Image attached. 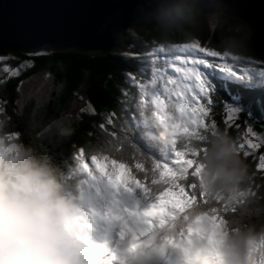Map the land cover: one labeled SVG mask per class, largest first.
Returning a JSON list of instances; mask_svg holds the SVG:
<instances>
[{"label":"trees","instance_id":"16d2710c","mask_svg":"<svg viewBox=\"0 0 264 264\" xmlns=\"http://www.w3.org/2000/svg\"><path fill=\"white\" fill-rule=\"evenodd\" d=\"M248 27L255 35L244 39L239 30L240 22L236 19L225 14L211 15L189 11L177 15L172 21L157 28H129L122 31L115 49L103 56L92 57L77 52L39 54L40 57H52V60L42 61L35 66L31 60H27L25 62H29L28 67L16 77L0 76V86L8 84L9 79L11 80L8 92L0 87V96L11 100V106L6 105L7 114L0 108V127L11 126L23 132L26 142L36 148L42 156H52L69 175L77 174L74 170L77 162L72 158V144L83 146L88 155L95 153L93 159L99 156L121 166L126 171L129 183L137 185L138 190L134 187L133 192L136 197L140 194L142 203L157 201L173 191L179 194L184 198L183 211L166 225L162 233L156 234L159 239L168 237L174 240L190 231L196 232L197 228L191 226L192 222L199 217L208 218L209 215H216L226 233L240 226L260 232L264 230V173L259 170L264 168L257 162V170H254L252 161L242 154L235 139L247 165V179L234 193L235 196L217 195L213 197L211 204L205 192L200 191L201 199L197 203L179 188L177 181L184 177L176 175L163 178L161 171L157 173L159 166L149 173L142 165H136L138 172L142 174L141 178L137 179L126 164H119L117 159L108 158L110 155L127 160L135 156L142 163L156 161L164 164L171 159L172 151L178 156L196 155V149H200V153L204 150L202 145L206 143L209 135L214 136L221 129L227 131L223 125L213 127L211 124H204L196 128L194 135L190 132L169 135L156 108L153 105L140 104L137 98L138 90L128 80L131 77L141 82L148 79L154 69L152 62L147 57L130 59L122 51L133 47L136 50L152 51L159 46H186L196 43L215 54L227 53L242 60L262 63L264 36L252 25L249 24ZM0 55L11 56L13 61L29 57L8 52H1ZM41 68L47 70L45 74L54 75L58 87V92H54V95L65 101V108L53 105L38 108L32 98L21 108L18 106L21 84L30 77H37ZM61 82L63 87H59ZM255 83L264 86V83ZM76 88L83 91L85 97L91 101L93 113L58 127L59 119L72 106L67 105L68 93ZM232 91L235 94L238 89L233 86ZM13 108L16 111H13ZM101 124L105 125L104 129H101ZM191 162L193 164V161ZM191 167L192 165L189 168ZM197 167L202 169V166ZM189 168L184 170L185 175ZM164 170L170 171L167 167ZM194 175L199 180V174L195 172ZM129 183L128 189H133ZM164 185L168 187L164 188ZM201 205L207 207L202 208ZM261 243L264 244V239H261Z\"/></svg>","mask_w":264,"mask_h":264},{"label":"clouds","instance_id":"9594fccd","mask_svg":"<svg viewBox=\"0 0 264 264\" xmlns=\"http://www.w3.org/2000/svg\"><path fill=\"white\" fill-rule=\"evenodd\" d=\"M199 156L197 180L209 204L234 194L248 170L234 138L225 130L209 135ZM83 175L65 172L42 156L11 126L0 127V264H98L97 247H108L91 208L94 196ZM207 207V205H201ZM264 230L240 226L222 237L214 264H259ZM196 244L186 264H208Z\"/></svg>","mask_w":264,"mask_h":264},{"label":"rangeland","instance_id":"374dc122","mask_svg":"<svg viewBox=\"0 0 264 264\" xmlns=\"http://www.w3.org/2000/svg\"><path fill=\"white\" fill-rule=\"evenodd\" d=\"M152 52L166 54L176 61L178 63V67L175 71L174 68H170L169 72H171L175 79L182 77L187 83H194L201 91V94H204L206 91L204 88V82L200 79V73L197 70L201 66L204 68H216L225 74L231 75H237L239 72L242 73L243 77H248L251 74V77L255 79V82L264 83V75H262V73H264V66H262L261 62H254L245 59L242 60L227 53L223 55L215 54L199 47L196 43L186 46H159L155 47ZM39 54L41 53H36L34 55ZM149 55H151V52ZM8 58L12 57L8 56ZM209 61H211V63H209ZM26 63L29 65V62ZM4 67L11 66L5 65ZM26 68L27 67L21 65L20 71L17 75ZM156 71L158 70L154 68L149 78L144 80V82H141L138 79L133 80L132 78H128L129 82L132 83L138 90L139 94L137 98L139 103L142 105H153L156 108L159 113V117L161 118L160 120L164 121L163 126L166 127L169 135L178 133L182 134L186 132H190L192 133L191 135H194L196 133V128L205 124L204 118L207 113L204 112L203 109H198L195 106L189 107L187 103H180L170 108L167 102L165 103L164 99H162L158 94L153 96L152 93L158 92L159 90L155 87L154 83L151 84V80L154 78V73ZM3 75H5L4 68L0 67V76ZM5 76H11V73H8ZM163 87V84H161V88ZM38 90L39 82L37 77H30L23 82L20 86L21 97L18 101V106L21 108V106H23L29 98L36 95ZM164 90L165 92L168 91V89ZM188 90L190 92L191 88ZM179 99L181 101L184 100L182 93L180 94ZM75 107L76 105H72L67 112V115L65 114L59 119L57 124L58 127H63L64 125L77 121L69 119V116L72 114V109ZM179 157L181 162L185 165L184 170L192 165L191 161H189L191 164L187 162L188 160L185 159L184 154L179 155ZM92 164L93 167L89 169L88 165L83 163V158L81 156L80 164H76L74 170L78 175H83L84 177L86 176L83 183L87 186L88 190L95 198L92 208H95L93 211L98 217L99 224L103 227V229H101L102 238L109 244H113L114 240L116 242V247L112 252V256L114 258L116 257V250L119 247H122L123 249L129 247L132 249L135 248L133 251L139 249L143 252V256H139L142 257L141 261L138 263L135 260V264L168 263L171 261V255L176 252L181 260V263L186 264V258L189 257L196 244L200 245L199 251L206 255H212V253L218 251L222 246V237L227 234L226 230L216 215H209L208 218L199 217V219L192 222L191 226L193 228H197V231H190L191 233L182 240L181 245L176 246V249H158L157 247L154 249V245H159L161 241H171V238L165 237L162 240L158 239L152 242V240L156 239V234L158 235L162 233L167 227L166 225L171 220L176 219L181 211H183L182 200L184 198L182 199L179 194H176L173 191L167 193L165 196H162L157 201H146V206L141 205L137 202L142 199L140 194L138 195L139 197H136V193L133 192L134 187L136 189L138 188L137 185L129 183L126 171L122 169L121 166H117L104 158H94L92 159ZM261 167L264 168V164H261ZM200 172L201 168L197 167L196 173L200 174ZM160 175L163 178H166L167 176H176V174H173L171 170L161 171ZM128 183L129 186H133V189H128ZM241 196L242 195H238V197ZM120 216H124L125 218L119 220ZM134 216L140 217L139 220L133 219ZM127 219L132 221V223L129 224ZM109 230L111 241L107 235ZM201 235L207 237V242L209 241V244L207 242L203 243ZM108 238L109 241H107ZM178 239L179 237L176 241H178ZM149 243L150 247L142 248L141 245L144 244L145 246ZM207 245H211V247H207ZM152 252L154 254H152ZM119 253L121 254L122 251L119 250ZM147 255L148 257H155L145 260L148 258ZM144 260L152 261L146 263ZM118 261L120 262V260ZM259 264H264V257H261Z\"/></svg>","mask_w":264,"mask_h":264},{"label":"snow or ice","instance_id":"6c2138e0","mask_svg":"<svg viewBox=\"0 0 264 264\" xmlns=\"http://www.w3.org/2000/svg\"><path fill=\"white\" fill-rule=\"evenodd\" d=\"M142 0H137V7L135 13L143 11ZM213 7H220V5H214ZM230 15H232L230 13ZM234 19L240 22V32L242 38L247 39L249 35L254 37V33L250 32L248 27L250 22L242 17H236L232 15ZM8 25L12 28H22L27 25V21L18 18L10 17ZM5 26V20L2 11H0V29ZM130 59H138L140 57H147L151 62L156 71L154 78L151 80V84H155L159 90L158 92L152 93L153 96L159 95L164 99L165 103L169 107H174L180 103H187L189 107L195 106L198 109H203L207 113L205 117V125L211 124L213 127L223 125L225 129L234 136V139L238 142L243 155H245L249 161H252L254 170H257L256 164H264V86H258L255 83V79L251 77H243L242 73H237L236 76L231 74H225L216 68H204L200 67L197 69L200 73V79L204 82V88L206 91L201 94V91L194 83H187L182 77L175 79L170 68L175 69L178 67V63L171 57L160 52H152L151 49L147 50H136L134 47L130 50L122 51ZM151 52L149 56L148 53ZM208 59V58H205ZM31 60L33 66L40 64L42 61H51L52 57H40L38 55H30L18 60H11L6 55H0V67L4 68L5 75L11 73V77H16L20 71V65L28 67L25 61ZM211 63V61H209ZM5 65H12L11 67H4ZM264 66V62H262ZM47 70L41 68L37 73V79L39 82V90L33 99L36 101V107L53 105L59 108H65L66 103L60 99L54 92H58L57 82L54 75L45 74ZM180 74V73H178ZM264 75V73H262ZM2 78V77H0ZM135 80V77H131ZM9 79L8 84H4L0 87L5 92L9 91ZM163 84V88H161ZM235 86L238 91L234 94L232 87ZM59 87H63L61 82ZM189 88L191 91L189 92ZM164 89H168L165 92ZM183 94L184 100L179 99L180 94ZM11 106V100L5 96H0V108L3 109L4 113H8V107ZM67 105H76L72 109V114L69 119L78 120L83 119L84 116L91 114L93 106L91 101L88 100L83 91L79 88L73 89L68 93ZM13 111H16L13 108ZM134 113V110H133ZM67 115V112L65 113ZM114 115V114H113ZM11 119V116L9 117ZM101 129L105 128V125H100ZM73 155L72 158L80 164V158L83 156V163L88 165V168L93 167L92 159L95 153L88 155L83 146L72 144ZM196 155H187L185 157L188 161H193L192 167L187 170L185 175V165L181 162L180 157L172 151V158L164 164H160L156 161H149L142 163L135 156L124 160L116 157L108 156L109 159H117V163L126 164L129 169L132 170L133 174L136 175L137 179L141 178V173L138 172L136 165H142L146 172L151 173L154 168H157V173L163 171L165 167L171 170L173 174L184 177L177 181L179 188H182L189 197H193L197 203L200 202V191L197 182V177L194 173L197 170L199 164L200 149H196ZM106 154H100L104 156ZM100 157L98 156L97 159ZM260 173H264V169L259 170ZM155 175V174H154ZM168 185H164L167 188ZM163 191V189H160ZM107 243V242H106ZM108 244V243H107ZM108 247H97V252L104 257L99 261V264H116L112 258L111 245Z\"/></svg>","mask_w":264,"mask_h":264},{"label":"water","instance_id":"95a60500","mask_svg":"<svg viewBox=\"0 0 264 264\" xmlns=\"http://www.w3.org/2000/svg\"><path fill=\"white\" fill-rule=\"evenodd\" d=\"M142 4L143 11L135 13L137 0H0L5 20L0 53L34 55L41 50L103 56L115 49L122 31L157 28L189 11L242 17L264 36V0H142ZM10 17L27 25L14 29L7 23Z\"/></svg>","mask_w":264,"mask_h":264},{"label":"bare ground","instance_id":"6f19581e","mask_svg":"<svg viewBox=\"0 0 264 264\" xmlns=\"http://www.w3.org/2000/svg\"><path fill=\"white\" fill-rule=\"evenodd\" d=\"M42 51L41 50H39V51H37V53H41ZM93 57V56H92ZM171 143V142H170ZM86 177V176H85ZM88 184V183H87ZM157 225V224H156ZM161 225V224H160ZM161 227V226H160ZM151 235V234H150ZM153 236H154V234H153ZM133 246V245H132ZM138 248V247H137ZM122 251V254L121 255H119L120 257H121V259L123 260V263H124V261H127L128 259H130L131 258V256H130V254H131V252L130 251H128V252H126L125 250H121ZM148 256V255H147ZM145 258V257H144ZM149 259H152V257H149V258H147V259H145V260H149ZM157 259V258H156ZM134 261L135 260H133L132 262H131V264H135L134 263ZM138 263H139V261L138 260H136ZM150 261H152V260H150ZM150 261H145L146 263H148V262H150ZM173 264V263H172Z\"/></svg>","mask_w":264,"mask_h":264}]
</instances>
